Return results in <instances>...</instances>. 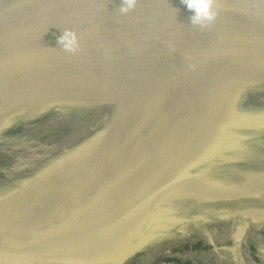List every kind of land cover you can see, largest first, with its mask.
Segmentation results:
<instances>
[{"label":"water","instance_id":"1","mask_svg":"<svg viewBox=\"0 0 264 264\" xmlns=\"http://www.w3.org/2000/svg\"><path fill=\"white\" fill-rule=\"evenodd\" d=\"M121 6L122 0H0V106L12 108L21 100L53 93L89 92L133 82L149 85L141 95L133 97L134 108L125 120L116 109V118L102 140L77 157L75 170L82 163L89 170L108 161L149 116L169 106L170 91L177 79L234 69L241 79L250 81L252 72L264 71V0H218L219 15L207 28L190 24L193 13L181 0H139L136 9L126 15L120 13ZM65 29L78 33L81 47L76 55L60 48L58 38ZM252 80L264 83V77ZM18 109L7 115L0 126L30 111L21 106ZM253 120L242 118L232 123L233 127L243 126ZM186 121L184 135L172 147L147 143L153 150L144 157L152 156L158 161L147 181L134 187L138 190L133 195L119 198L114 205L109 200L118 192L121 180L140 164L133 159L132 146L147 142L141 135L126 155L96 180L87 183L79 178L80 173L71 178L65 174L57 177V181L66 179L83 188L62 191L52 186L38 191L36 186H23L0 205V221L12 220L18 212L23 216L28 210L61 203L66 207L57 221L42 217L22 220L33 245L41 242L50 249L56 246L52 236L64 230L65 240L76 250L75 259L81 264H100L104 257L111 256L118 258L115 264H127L125 257H130L133 246L123 248L125 240L131 239L124 208L128 205L131 210L144 200L166 196L164 193L178 184L165 174L186 180L204 177L184 170L192 165L187 160L197 157L192 137L212 129ZM189 142L190 146H185ZM236 198L227 196L229 200ZM32 216L40 217L35 213L29 217ZM85 216L86 247L81 242L83 238L78 237ZM28 247L0 236V252L5 258L24 264H51Z\"/></svg>","mask_w":264,"mask_h":264},{"label":"bare ground","instance_id":"2","mask_svg":"<svg viewBox=\"0 0 264 264\" xmlns=\"http://www.w3.org/2000/svg\"><path fill=\"white\" fill-rule=\"evenodd\" d=\"M189 75L186 78L182 77L176 80V84L173 85V90L170 91L169 97L171 99L169 106L165 105L154 115L149 116L123 144L115 149L108 161L105 162L103 160L95 167L89 168V170H87L86 163H82L78 170L73 169L77 157L83 155L85 151H90L92 147L96 146L102 140L103 134L107 132L113 119L116 118V109L119 110L118 112L121 113L125 120L134 108L133 97L135 99L136 95H141L149 88V85L133 82L125 86H111L89 92L53 93L21 100L16 102V106H12V108L0 106V123L6 120L7 115L18 112V106L30 109V111L23 113V116L28 119L51 112L54 113L55 117L50 118L43 126L37 129L40 131V137L38 136L37 140L24 139L10 142L6 145L0 144V155H11V162L9 161L0 166V205L11 199L26 185L36 186L38 191H46L52 186H59L62 188V191L79 187L83 188L77 183L69 182V180L66 181V179L57 181L59 179L57 177L63 174H69L67 178H71L80 173L79 178L86 180L87 183L96 180L108 168L112 167L119 159L126 155L129 147L132 146L140 135L146 138V143L153 146L165 144L170 148L177 139L184 135L185 126L183 127V123H186V120H189V123L202 127H212L219 120L227 117L229 109L231 108L230 105L238 93L250 94L256 103L264 104V83H257L252 80L254 77H264V71L262 73L252 72L249 75L251 78L250 81L241 79L240 75L234 69L217 73ZM90 103L96 106L92 110V113L102 108H107L105 111L109 113L106 114L104 112L105 114L98 117L94 123L87 122L82 115L86 112ZM109 117L110 121L105 126V122ZM67 119L84 126L88 124V128L91 126L90 130L96 132L98 135L92 141L89 148L79 149L64 159L53 162L51 159L52 154L58 148L50 144L48 131H51V127L55 126L59 122L58 120ZM7 127L8 125L4 127L3 125L0 126V134L3 133L4 136L15 135V130L7 129ZM32 133L38 134L36 131H32ZM50 159L52 161L51 164L47 163ZM184 171L185 173L188 171L189 173H197L194 172V166H187ZM19 175L23 176L20 177ZM165 177L177 181L178 184L167 190L164 193L166 196L180 199H195L198 201L203 200L206 202L225 201L227 203V207L230 208L234 218L229 223L222 225V233H219L218 229L215 228L205 230L199 223H195L191 229L193 234L213 248L212 252L219 259L218 264H241L239 254L244 256V260L251 261L250 256L242 248L243 242H246L247 237H254L256 240H259V238L255 235L256 230L250 228L248 222L243 218L264 220V203L256 200L246 201L245 198L250 196V194L256 196L261 190H264L263 169H258L253 172V177L250 181H255L256 185L250 191H248V188L243 189L235 185L223 186L222 184L211 183L201 178H187L186 180V178H179L175 174H165ZM17 178L19 179L17 180ZM11 181L16 182L12 183ZM10 182L12 183L10 188L4 190V185ZM230 195L237 198L234 200L227 199V196ZM181 202L183 201H180V205L177 206L180 207L183 205ZM65 207L61 203H55L46 209L28 210L23 216L18 212L12 220L0 221V236L16 240L20 245L32 247L51 264H81L80 261L75 259V256H77L76 250L71 249L69 244H67L64 230L52 236L51 240L55 242L56 246L49 249L42 245L41 242L33 245L30 238L25 234L24 227H22L23 219L36 221L42 217L47 219L53 218V220L57 221L58 214ZM116 207H120V204H116ZM32 213L40 217L32 216L33 218H30L29 216ZM86 219L87 216L83 219L80 233L78 234L79 238H83L82 241L85 242L83 244L85 247L87 246V239L84 234V229L87 225ZM225 241H230V245H225ZM131 244V239H127L123 244V248L126 250ZM108 246L110 248V245ZM260 256L264 259L263 250H260ZM111 258H114V256H111L109 259L104 257L100 261V264H106L109 260H112ZM202 261V264L204 262L206 263L205 260ZM0 264L24 263L5 258L0 252Z\"/></svg>","mask_w":264,"mask_h":264},{"label":"rangeland","instance_id":"3","mask_svg":"<svg viewBox=\"0 0 264 264\" xmlns=\"http://www.w3.org/2000/svg\"><path fill=\"white\" fill-rule=\"evenodd\" d=\"M232 103L227 117L221 120L219 130L215 129L218 128L220 122L212 127H203L214 131L198 132V135L192 137V143L196 144L194 150L197 151L194 155L197 157L187 161L195 167L194 172L202 173L204 175L202 179L208 182L223 186L235 185L243 189L248 188L250 191L256 185L255 181H250L253 172L258 169L264 170V104L256 103L250 94L242 92L234 97ZM94 108L96 106L90 103L82 115L89 123H94L98 117L109 113L105 111L107 108L92 113ZM50 118H55L53 112L43 113L30 119L23 115L17 116L7 127L10 130L14 129L15 135L0 134V144L6 145L24 139L37 140L38 136L40 137V131L37 129ZM242 118L255 120L243 126L233 127L232 120ZM58 121L55 126L51 127V131H48L50 144L58 148L52 154L53 162L67 157L74 151L86 148L98 135L90 130L91 126L88 128V124L86 127L71 122L70 119ZM109 121L110 117L106 120L105 126ZM190 144L189 142L185 146H190ZM132 148H134L132 150L134 151L133 159H138L140 164L137 170L130 172L121 180L118 192L110 196L109 200L112 205L119 198L133 195L138 190L134 187L147 181V177L151 175L158 161V158L152 159V156L151 158L144 157L153 150V146L148 145L144 140L133 145ZM10 158L9 154L0 155V166L11 162ZM51 159L47 163L51 164ZM47 163L45 164L48 165ZM11 182L5 184L3 189L8 190L16 181ZM245 199L264 203V190L256 196H249ZM178 201H183L181 202L183 205L177 206L180 205ZM123 213L129 218L126 229L129 227L131 230L129 235H131V246H133L130 250V257H125L127 264H202V260L206 261L203 264H218L219 259L212 252L213 248L192 233V226L199 223L205 230L215 228L222 233V225L234 218L225 201L206 202L171 196H157L151 201L150 199L144 200L134 205L131 210L127 205ZM243 219L248 222L250 228L256 230L255 235L259 240L247 237L242 248L250 256L251 261L244 260V256L238 253L240 262L241 264H264V259L259 257L260 250L264 251V220ZM225 245H230V241H225ZM111 259L106 264H115V261H118V258ZM117 264H123V262Z\"/></svg>","mask_w":264,"mask_h":264},{"label":"clouds","instance_id":"4","mask_svg":"<svg viewBox=\"0 0 264 264\" xmlns=\"http://www.w3.org/2000/svg\"><path fill=\"white\" fill-rule=\"evenodd\" d=\"M187 9L193 13L190 16V24L200 28H207L218 17V0H181ZM139 0H122V6L119 8L121 14H128L136 9ZM60 48L73 55L80 51V40L78 33L71 29H65L63 35L58 38Z\"/></svg>","mask_w":264,"mask_h":264}]
</instances>
